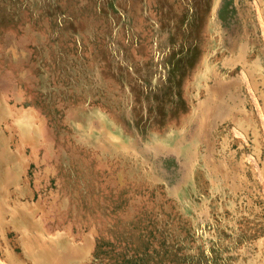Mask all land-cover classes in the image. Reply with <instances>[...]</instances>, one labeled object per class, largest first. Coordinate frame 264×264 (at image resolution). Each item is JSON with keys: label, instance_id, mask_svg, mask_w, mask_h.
Returning <instances> with one entry per match:
<instances>
[{"label": "rangeland", "instance_id": "1", "mask_svg": "<svg viewBox=\"0 0 264 264\" xmlns=\"http://www.w3.org/2000/svg\"><path fill=\"white\" fill-rule=\"evenodd\" d=\"M56 263L264 264V0H0V264Z\"/></svg>", "mask_w": 264, "mask_h": 264}, {"label": "bare ground", "instance_id": "2", "mask_svg": "<svg viewBox=\"0 0 264 264\" xmlns=\"http://www.w3.org/2000/svg\"><path fill=\"white\" fill-rule=\"evenodd\" d=\"M261 95H263V94H261ZM8 171V170H7ZM8 175V174H7ZM10 175V177H11V174H9ZM90 242V241H89ZM91 243V242H90ZM71 246V245H70ZM77 246V245H76ZM75 248V247H74ZM73 251V250H72ZM34 252V251H33ZM63 252V251H62ZM57 264V263H56Z\"/></svg>", "mask_w": 264, "mask_h": 264}]
</instances>
